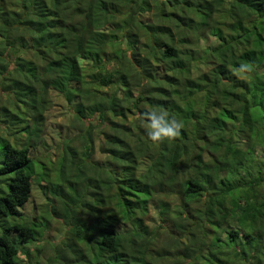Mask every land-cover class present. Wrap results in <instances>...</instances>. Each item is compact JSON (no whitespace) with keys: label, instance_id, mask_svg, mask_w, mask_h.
Masks as SVG:
<instances>
[{"label":"trees","instance_id":"16d2710c","mask_svg":"<svg viewBox=\"0 0 264 264\" xmlns=\"http://www.w3.org/2000/svg\"><path fill=\"white\" fill-rule=\"evenodd\" d=\"M0 264H264V0H0Z\"/></svg>","mask_w":264,"mask_h":264},{"label":"rangeland","instance_id":"374dc122","mask_svg":"<svg viewBox=\"0 0 264 264\" xmlns=\"http://www.w3.org/2000/svg\"><path fill=\"white\" fill-rule=\"evenodd\" d=\"M66 105L63 101L56 99L54 101V105L50 108L45 124V133L47 142L45 145L38 147L31 156L36 160L43 162V167H50L49 164H54L56 161L55 154V143H57L59 132L61 137L67 133L68 136L73 137L77 133L76 124L72 122L69 115L66 114ZM97 158V157H96ZM33 198L26 206L24 210V214L30 215L33 207L38 209V206L43 203V198L38 193L37 190H33ZM65 235V229L62 226H58L57 224L53 225L48 232L45 233L42 244L39 247L43 246L44 254H50L51 246H54L57 243V240L60 239L61 236Z\"/></svg>","mask_w":264,"mask_h":264},{"label":"clouds","instance_id":"9594fccd","mask_svg":"<svg viewBox=\"0 0 264 264\" xmlns=\"http://www.w3.org/2000/svg\"><path fill=\"white\" fill-rule=\"evenodd\" d=\"M238 70L245 72L248 69L246 65H241ZM141 117L146 137L151 142L159 143L179 135L180 122L169 116L164 110L144 112L141 113Z\"/></svg>","mask_w":264,"mask_h":264}]
</instances>
